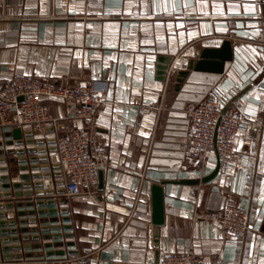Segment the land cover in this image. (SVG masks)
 <instances>
[{
    "label": "crops",
    "instance_id": "obj_1",
    "mask_svg": "<svg viewBox=\"0 0 264 264\" xmlns=\"http://www.w3.org/2000/svg\"><path fill=\"white\" fill-rule=\"evenodd\" d=\"M226 39L233 41L234 58L223 73L190 70L177 87L179 72L197 51ZM15 74L89 86L105 103L86 123L75 114L78 105L46 98L60 130L25 135L31 129H22V145H7L13 138L5 133L12 129L0 126V184L8 182L1 180L5 175L17 183L27 181L23 174L49 172L44 190L65 188L50 140L75 128L96 133L108 161L82 195L0 198V213H5L0 221H6L0 225V264H156L157 252L160 258L192 252L204 264H264V0H0V87ZM214 96L254 121L236 138L244 160L208 182L178 183L202 179L217 166L216 150L195 164L183 159L187 105ZM142 106L153 109L140 116ZM44 155L45 161L30 160ZM44 163L48 169H31ZM154 184L164 190L165 221L159 227L153 223ZM18 190L35 191L1 188L0 193ZM53 198L67 202L53 205ZM229 198L245 203L249 213V228L237 238L207 218ZM15 219L17 224L8 223ZM31 219L36 222L19 223ZM86 247L95 250L88 262L73 259Z\"/></svg>",
    "mask_w": 264,
    "mask_h": 264
},
{
    "label": "built area",
    "instance_id": "obj_2",
    "mask_svg": "<svg viewBox=\"0 0 264 264\" xmlns=\"http://www.w3.org/2000/svg\"><path fill=\"white\" fill-rule=\"evenodd\" d=\"M46 98L59 99L78 105L75 114L91 123L105 103L102 93L89 86L57 85L38 78L15 74L0 87V126L31 129L43 134L49 128L60 130L61 122L50 115L44 105ZM225 101L220 96L203 102H190L186 112L190 119L183 144V159L195 164L217 150L221 174H229L240 167L245 153L236 146L238 134L253 124V120L240 108L222 112ZM153 108L142 106L139 115L144 116ZM249 144V141L245 142ZM57 161L64 176L65 193L68 197L83 194V187L98 181L99 171L107 165V155L99 136L84 128H75L67 134L56 135ZM144 177V172L134 171ZM207 218L219 223L231 236H242L249 228V213L245 203L229 198L221 210L212 211ZM95 250L83 249L75 260L85 263ZM223 258V255H220ZM70 259V260H73ZM159 264H204L197 254L167 253Z\"/></svg>",
    "mask_w": 264,
    "mask_h": 264
},
{
    "label": "water",
    "instance_id": "obj_3",
    "mask_svg": "<svg viewBox=\"0 0 264 264\" xmlns=\"http://www.w3.org/2000/svg\"><path fill=\"white\" fill-rule=\"evenodd\" d=\"M234 58V44H233V41L230 40V39H226L223 41V43L218 46V47H205V48H202L200 49L199 51L196 52V57L194 58H191L189 59L188 61V64H187V69L185 70H181L178 74V77H177V87H180L181 84L184 82V80L186 79V77L189 75V72L190 70H193V71H197V72H209V73H223L225 71V67H226V63L229 62V61H232ZM163 60V59H162ZM164 61V60H163ZM165 70H166V67L165 66H161L160 67V75L161 76V79H164V74H165ZM230 106V103L227 104V106H225L222 110L223 113H225L228 108ZM50 130H53V128H50ZM33 134V131L30 130V131H26L25 132V135H32ZM5 136L6 137H12L13 138V141H15V143L13 141H9L7 142L6 144L9 145V146H12L14 144H17V145H22L24 144V133H23V130L21 128H14L12 129L10 132H6L5 133ZM51 142H56V137H53L51 138L50 140ZM34 140L31 139V140H27V143H33ZM1 145V144H0ZM55 150L57 149L56 146L53 147ZM40 150H45V148H42ZM15 150H9L8 152L9 153H13ZM19 153H23L24 150L23 149H19L17 150ZM36 150L35 149H30L29 152H35ZM217 152V150H216ZM26 158H24L22 161H25ZM31 161L33 162H37V161H45L47 160V156L44 155V156H41L40 158H38L37 156H32L30 158ZM10 162H16L17 159L15 158H11L9 160ZM2 162H5V160H2ZM56 166H60L59 163L56 164ZM49 168V164H33L31 165V169L32 170H39V169H48ZM4 170L6 168H3ZM29 167L28 166H22L20 168V170H28ZM219 170H220V163L218 161L217 163V166L215 168V170L205 176L204 178L202 179H183V180H180L178 183H181V184H190V185H195V184H199L200 182H208L212 179H214L218 173H219ZM101 175V173H100ZM51 174L49 172H45V173H42V172H34L32 174H23L21 176V178L23 180H27L25 182H17V183H12L11 182V179H10V176L9 175H5V176H2L1 177V180L2 181H8V182H2L0 184V189L1 188H5V189H11V188H14V189H19V188H32L34 187L35 191L34 190H27L25 192H20L19 190L16 191V192H6V193H0V198L4 197V198H10L13 194L15 197H22L23 195L24 196H27V197H30V196H33L34 194H36V196H42L44 194H47V195H54L55 192H57V194H64L65 193V189L64 188H60V189H57L55 190L54 188L53 189H46L44 190V180L45 178L47 177H50ZM63 181H60L58 182V184H62ZM162 184H165L162 183ZM152 198H153V223L154 225H156L157 227L161 226L164 224V221H165V216H164V190H163V187L162 185H159V184H154L153 187H152ZM52 201V204L55 205L57 203V201L60 203V204H65L67 202V199L66 198H59V199H56V198H53ZM43 202L42 200H37V205H42ZM28 206H33L34 203L32 202H29V204H27ZM18 206H23L21 203H18L17 204V207ZM7 207L8 208H13L14 207V204L13 202L12 203H9L7 204ZM1 208V206H0ZM58 212L57 209H55V213ZM62 212H68V209L64 208L62 210ZM40 214L42 212H39ZM19 215H25V212H19L18 213ZM30 215H34L35 212L34 211H30L29 212ZM0 216H5V213H0ZM64 220L66 222H68L70 220V217L69 216H65L64 217ZM28 221L30 223H34L36 222L35 219H31V220H20L19 223L20 224H26L28 223ZM9 224H17V220H10L8 222ZM6 224V221H0V225H4ZM65 229H71V225L70 224H66L65 225ZM22 232L26 233L28 232L29 230L27 228H23L21 230ZM31 231H34V232H37L38 231V228L34 227V228H31ZM13 232L17 233L18 232V229L15 228L13 229ZM5 233V231H4ZM68 236H72V234H68ZM39 237V236H36V238ZM57 237H61V234H58ZM24 240H27L28 239V236H26L25 238H23ZM72 245H73V242H71ZM26 247V246H25ZM19 248V247H18ZM73 253H76L75 251ZM159 261H160V253L157 252L156 253V264H159Z\"/></svg>",
    "mask_w": 264,
    "mask_h": 264
}]
</instances>
